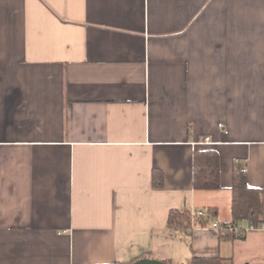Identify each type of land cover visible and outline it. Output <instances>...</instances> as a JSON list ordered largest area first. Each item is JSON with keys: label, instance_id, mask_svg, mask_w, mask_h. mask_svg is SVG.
<instances>
[{"label": "crops", "instance_id": "crops-1", "mask_svg": "<svg viewBox=\"0 0 264 264\" xmlns=\"http://www.w3.org/2000/svg\"><path fill=\"white\" fill-rule=\"evenodd\" d=\"M241 168L259 229L167 228L229 223ZM190 258L264 264V0H0V264Z\"/></svg>", "mask_w": 264, "mask_h": 264}, {"label": "trees", "instance_id": "trees-1", "mask_svg": "<svg viewBox=\"0 0 264 264\" xmlns=\"http://www.w3.org/2000/svg\"><path fill=\"white\" fill-rule=\"evenodd\" d=\"M193 176L192 186L195 190H219V159L215 151H195L192 158ZM157 187L161 186V181L154 183ZM231 203L229 223H218L225 228V232L215 233L220 237L243 239L244 235L236 238L234 234L228 232L229 228L239 227L241 221L247 222L249 226L259 228L262 223L263 215V192L258 188L247 184L244 174L236 172L230 188ZM200 215H191L190 211L171 210L167 218L168 229H204L217 219L216 209H201ZM135 262V261H134ZM165 263V262H164ZM119 264V263H114ZM167 264V263H165ZM185 264H230L228 260L222 259H199L190 258Z\"/></svg>", "mask_w": 264, "mask_h": 264}, {"label": "built area", "instance_id": "built-area-1", "mask_svg": "<svg viewBox=\"0 0 264 264\" xmlns=\"http://www.w3.org/2000/svg\"><path fill=\"white\" fill-rule=\"evenodd\" d=\"M219 127H222L221 125ZM208 140L206 139L205 142H207ZM238 172H240L241 174H245L246 170L245 168H241L238 170ZM201 213L199 211H192L191 215H200ZM219 222L215 221L213 223H211L208 227L204 228L206 230H209L212 233H221L223 234L225 232V228L220 227V225L218 224ZM260 228V227H259ZM259 228H254L252 226H248L247 228H239V227H233V228H229L230 233L234 234V236L236 238H239L241 235H244L248 232L257 230Z\"/></svg>", "mask_w": 264, "mask_h": 264}, {"label": "water", "instance_id": "water-1", "mask_svg": "<svg viewBox=\"0 0 264 264\" xmlns=\"http://www.w3.org/2000/svg\"><path fill=\"white\" fill-rule=\"evenodd\" d=\"M131 264H165V263L162 261H159V260L140 259V260H137L136 262H133Z\"/></svg>", "mask_w": 264, "mask_h": 264}]
</instances>
